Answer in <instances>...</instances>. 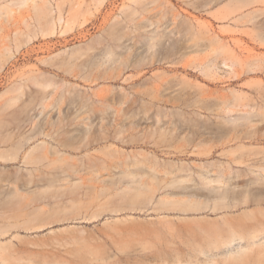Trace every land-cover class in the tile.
I'll list each match as a JSON object with an SVG mask.
<instances>
[{
	"label": "rangeland",
	"instance_id": "374dc122",
	"mask_svg": "<svg viewBox=\"0 0 264 264\" xmlns=\"http://www.w3.org/2000/svg\"><path fill=\"white\" fill-rule=\"evenodd\" d=\"M42 1L0 0V264L263 250L208 239L264 219V0Z\"/></svg>",
	"mask_w": 264,
	"mask_h": 264
},
{
	"label": "bare ground",
	"instance_id": "6f19581e",
	"mask_svg": "<svg viewBox=\"0 0 264 264\" xmlns=\"http://www.w3.org/2000/svg\"><path fill=\"white\" fill-rule=\"evenodd\" d=\"M36 9H39L37 11V13H39L38 15H40V19L41 20H42V17H43V19L48 20L47 22L51 21V19H52L54 14H53L52 7L48 4V0L42 1L41 4H37L36 5ZM59 18L61 20L63 18V16L59 15ZM79 172H80L79 169H70V171H68L66 169V170L59 171L58 173L54 174L52 177H49L48 179H44V178L41 179L40 178L39 180L40 181L41 180L42 181L45 180V185H54V184H56L59 181L69 180L71 177L75 176ZM32 181L34 182V179ZM31 182L28 183V185L32 184ZM39 183L40 182L38 181V183L36 182V183H34V185L35 186H39ZM20 186L21 185H19V187L18 186L16 187L17 188L16 191H19V190L21 191V189L23 190V188L20 187ZM14 191H15V189H14ZM20 191L17 192V193L21 194ZM21 195L24 196V194H21ZM222 197L223 196H221V198ZM0 215H1V213H0ZM0 218H4V215H1ZM1 230H0V233L3 232L6 229H3L1 227ZM261 235H264V219H258L257 222L251 223V224H245L244 223V224L238 225L237 227L229 226V228L227 230H225V231H218L217 234H214V236H210V238L208 239V247L221 248L223 246H232V245H234V242H236L238 240H248L249 242H251V241L256 240L257 238H259ZM5 245H7V244H5ZM1 246H2V244H1ZM238 246L239 247L240 246L243 247L242 244H240ZM8 247H9V245H8ZM4 248L6 249L7 247L5 246ZM14 249H15V246H14ZM202 250H206V249L202 248ZM11 252H12V250H11ZM2 255H4V254L2 253ZM6 257L3 256V258H6ZM7 258H6V260H9ZM13 259H14V257H13ZM221 262L223 264H264V248H263V250H258V251L254 252V253L253 252H249V251L246 250L245 252L241 253L239 256H234L233 257V255H230L229 258L227 257L225 260L219 261L218 263H221Z\"/></svg>",
	"mask_w": 264,
	"mask_h": 264
}]
</instances>
